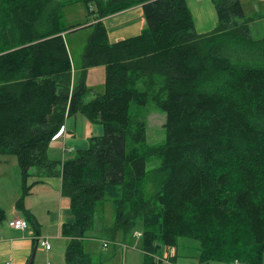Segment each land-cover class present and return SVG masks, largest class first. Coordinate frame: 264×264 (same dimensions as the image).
<instances>
[{
  "label": "trees",
  "instance_id": "obj_1",
  "mask_svg": "<svg viewBox=\"0 0 264 264\" xmlns=\"http://www.w3.org/2000/svg\"><path fill=\"white\" fill-rule=\"evenodd\" d=\"M52 3L0 0V156L17 159L16 208L38 183L29 178L62 179L73 217L60 229L65 264H99L83 240L108 200L114 220L104 233L140 231L143 264H155L160 248L180 238L197 242L200 264H263L264 36H250L241 0H212L216 26L204 35L195 33L185 0H85L92 21L69 27ZM139 5L140 34L109 43L102 20ZM87 28L73 80L64 36ZM94 67L105 69L103 92L87 99ZM149 101L165 115L159 147L148 146L144 116L131 112ZM75 114L104 134L73 159L49 161V144ZM152 156L161 164L148 172Z\"/></svg>",
  "mask_w": 264,
  "mask_h": 264
},
{
  "label": "rangeland",
  "instance_id": "obj_2",
  "mask_svg": "<svg viewBox=\"0 0 264 264\" xmlns=\"http://www.w3.org/2000/svg\"><path fill=\"white\" fill-rule=\"evenodd\" d=\"M83 1L85 0H53L51 8H55L57 4H60L58 8L64 15L62 22L66 27H69L71 25L84 23L86 21H92V14L88 13L83 4ZM187 1L188 3H190L192 11L194 12L195 33L198 34L200 33V31L206 30L203 29V27L204 20L208 18V9L209 11L211 10V14H213V17L211 16L213 20H217L212 0H198L201 9H196L194 6H192L191 0ZM253 1L254 0H243L242 6L245 17L251 19L250 36L252 37V39H260L264 36V3H261L257 7H254ZM62 4H64L63 7H61ZM89 6L92 10H95L96 8L95 3L92 2L89 3ZM44 27V23H39L37 29L39 31H42L44 30ZM90 33L91 30L87 28L79 30L77 32H67L64 36V40L66 42V46L73 65L71 71L72 78L74 75L73 80L77 79L79 75V71L82 65L83 51L87 45V39ZM61 35H64V33ZM88 72L89 73H86L85 84L88 88L93 87L99 93H102L105 77L104 67H94V69H91V71ZM97 91H91V94L87 96V99H91L94 95H97ZM131 112H138L144 116L147 125L146 142L148 146H162L165 141V130L163 127V124L165 122L164 113L160 112V110L152 101H149L148 104L144 107L132 106ZM87 121L88 120L81 114L66 118L65 124L67 123V131L72 132L73 130H76L77 136L82 137L86 132L85 124L87 123ZM92 126H94V129L100 128L102 130V126L99 124H93ZM73 156L76 155L74 154ZM3 161L9 162V164L6 166L4 165ZM160 164L161 158L152 156L146 162V170L148 172H151L153 169L159 167ZM32 181L33 180L30 179L28 183L31 184ZM21 185L22 183L20 170L16 157L0 156V208L5 211V219L0 223V225L6 224V218L8 215L7 211L12 206V203L15 199L14 197H16V195H21ZM146 190L147 197L152 198L153 190L151 183L147 184ZM50 206L55 208V210L58 207H60V209L61 207H63L62 209L66 208V206L64 204L62 206L59 203V200L56 198L51 200V203L47 205L46 208H49ZM113 220L114 208L111 200H108L104 203L103 208L98 210L94 218V227L86 234L83 240L84 251L88 253L91 258L99 264H143L144 253L141 251L140 238L134 236L135 233L140 231L137 230L133 232L129 237L125 238L120 234L119 236L111 237V235L109 236L108 234L104 233V230L113 226ZM37 229L42 235L46 236L45 238L47 239L50 247H52V250L50 252L45 250L42 251L40 250L41 247H37V249L33 253L31 263L65 264V252L68 240L63 238L58 233L57 226L54 225L52 221L42 220V224L39 225ZM102 241L108 242V246L104 247ZM197 245V242L193 240L180 238L177 246L175 248H171L173 253L176 255V258L174 260H177L178 264H193L194 261L189 260V253L192 254ZM49 253L53 255L54 260H51L47 257ZM157 258L158 259L156 260L160 259V257ZM214 264L229 263L214 262Z\"/></svg>",
  "mask_w": 264,
  "mask_h": 264
},
{
  "label": "crops",
  "instance_id": "obj_3",
  "mask_svg": "<svg viewBox=\"0 0 264 264\" xmlns=\"http://www.w3.org/2000/svg\"><path fill=\"white\" fill-rule=\"evenodd\" d=\"M242 1L243 0H241V2ZM185 2L190 10L193 23L195 25V17L194 12L192 11V7L187 0H185ZM261 3H264V0L253 1L254 7H257ZM191 4L196 9H201L198 0H191ZM211 16L213 17V14H211V10L209 11L208 9V18L204 20L203 27V29L206 30L200 31V33H198L199 35L209 34L214 30L216 21L215 19L213 20ZM102 24L106 29L109 43L113 44L125 39L138 36L142 29L145 27L142 7L141 5H139L123 12L110 15L102 20ZM91 69H88V71H91ZM88 71L87 73H89ZM88 89H90L91 91H97L93 87ZM98 94L102 93L98 92ZM76 115L77 114L73 116ZM92 125L93 124H90L87 121V123L85 124V134L82 137H78L76 130L68 132L67 123H64V127L59 131L57 136L49 144L47 151L48 160L52 162L59 160L58 162H60L68 159H73L77 156L78 153L87 150L89 147L90 139L101 137L104 134L103 127L102 130L100 128L94 129V126ZM74 154L76 156H73ZM3 163L6 166L9 164V162L7 161H3ZM30 179L33 180L32 183L35 181H37L38 183L32 187L29 195L25 197L22 209L16 208L15 202L20 196L16 195V197H14L15 199L12 203V206L7 211L8 215L6 218V224L0 225V264H28L37 247H41L39 246L38 241H47V239L45 238L46 236L42 235L37 229V227L42 224V220L52 221L53 224L57 226V231L59 234L61 226L63 224L71 223L73 221L70 210H68V202L67 200L62 198L60 193L62 179L59 176L49 177L45 176L42 173L39 177L29 178L28 181ZM54 198L58 199L59 203L62 206L64 204L66 208L62 209L63 207H61L60 209V207H58L56 210L51 206L49 208H46V206L49 205L51 203V200H53ZM15 218L26 219L29 225L28 229L25 231H19L10 228L7 222ZM40 250L50 252L52 250V247H50L49 250L41 247ZM196 251L197 248L194 249L192 254L189 253V260H193V264H200L195 254ZM47 257L51 260H54L53 255L50 253L47 255ZM153 257L155 258V262L157 264H178L177 260H174L176 258V255L173 253L171 248L162 247ZM157 257H161V260L159 259L160 262H157Z\"/></svg>",
  "mask_w": 264,
  "mask_h": 264
},
{
  "label": "built area",
  "instance_id": "obj_4",
  "mask_svg": "<svg viewBox=\"0 0 264 264\" xmlns=\"http://www.w3.org/2000/svg\"><path fill=\"white\" fill-rule=\"evenodd\" d=\"M8 226L10 228L14 229V230H19V231H25L29 227L28 226V222L25 219H22V218H15V219L10 220L8 222ZM134 236H136L137 238H141V232L135 233ZM102 243H103V246L104 247H107L108 246V242L102 241ZM38 244H39V246H41L42 248H44L46 250H49L50 249V245H49V243L46 240H39L38 241ZM159 261L160 260H157V262H159ZM6 264H11V263H6ZM232 264H240V263L238 261H235Z\"/></svg>",
  "mask_w": 264,
  "mask_h": 264
},
{
  "label": "water",
  "instance_id": "obj_5",
  "mask_svg": "<svg viewBox=\"0 0 264 264\" xmlns=\"http://www.w3.org/2000/svg\"><path fill=\"white\" fill-rule=\"evenodd\" d=\"M31 262H32V257L30 258V260H29L28 264H31Z\"/></svg>",
  "mask_w": 264,
  "mask_h": 264
},
{
  "label": "bare ground",
  "instance_id": "obj_6",
  "mask_svg": "<svg viewBox=\"0 0 264 264\" xmlns=\"http://www.w3.org/2000/svg\"><path fill=\"white\" fill-rule=\"evenodd\" d=\"M43 6V5H42ZM100 22V21H99ZM62 30H63V28H62ZM80 68V67H79ZM158 256V255H157ZM161 258V257H160Z\"/></svg>",
  "mask_w": 264,
  "mask_h": 264
}]
</instances>
